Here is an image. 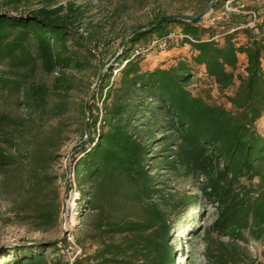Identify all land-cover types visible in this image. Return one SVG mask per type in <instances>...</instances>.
<instances>
[{"label":"trees","instance_id":"obj_1","mask_svg":"<svg viewBox=\"0 0 264 264\" xmlns=\"http://www.w3.org/2000/svg\"><path fill=\"white\" fill-rule=\"evenodd\" d=\"M241 1L168 0L164 9L152 0L147 28L125 42L133 30L126 32L114 51L119 37L93 43L79 28L86 12L72 2L44 0L18 12L25 0H13L15 11L0 10V96L27 111L0 110V189L13 216L36 232L59 228L66 173L55 167L72 143L85 141L69 157L94 249L73 264H177L175 225L199 196L217 205L203 232L204 261L264 264L244 246L264 243V21L225 8ZM207 5L229 19L159 23ZM177 27L188 38L171 42L167 62H148L159 50L136 55ZM39 72L57 76L50 85ZM67 72L102 77L81 98ZM160 169L194 180L199 194L179 197ZM51 249L58 243L15 247L0 264H51Z\"/></svg>","mask_w":264,"mask_h":264},{"label":"rangeland","instance_id":"obj_2","mask_svg":"<svg viewBox=\"0 0 264 264\" xmlns=\"http://www.w3.org/2000/svg\"><path fill=\"white\" fill-rule=\"evenodd\" d=\"M13 0H0V10L12 12L15 11L14 5L10 2ZM44 0H25V4L20 5L18 12H25L26 10L36 8ZM97 1V3H96ZM61 4L69 2L74 3L76 6L83 8L86 12L82 23L79 25L81 32L90 33L92 35L93 43L97 41L105 40V38H116L112 51L118 48L120 38L126 32H130L139 26L146 25L152 18L154 5L152 0H58ZM146 4V6H144ZM160 4L165 9L168 0H160ZM241 6H248L251 8L250 13L243 11ZM157 8V6H156ZM227 11L236 13H242L247 19L251 18L258 22L264 21V0H242L234 7H225ZM225 9V10H226ZM224 9L217 11L211 10L210 13L202 20L204 26L208 27L217 21L228 20L229 17ZM250 14V15H248ZM249 16V17H248ZM180 28L177 27L176 31L180 32ZM171 52H163L160 56L150 55L148 62L152 65L167 62ZM106 72V69L102 70V73ZM57 76H49L43 72L37 74L39 81L46 82L52 85L53 80ZM69 81H72L75 86H79V89L72 91V94H76L78 97L86 98V90L88 85L94 83L92 87L98 81L97 76H92L90 72L83 74H73L67 72ZM211 96L216 102L225 105V100L220 97L217 92H212ZM89 97H87L88 100ZM0 110L4 112H11L12 114H20V112H27L25 108L20 107L17 104V99L11 97L0 96ZM78 142V141H76ZM72 143L68 149L65 150L66 155L57 163L55 169L57 172L65 171L68 168L70 172H74V166L71 164L69 157L70 150L73 148ZM160 144V143H159ZM160 174H165V178H168L167 186L172 192H177L179 197L188 196L191 194H199L197 191V183L192 179L174 178L169 175L165 169L158 171ZM70 173V174H71ZM70 175L66 174V178L63 182L59 183L62 191V201L64 188ZM199 203L187 211H183L180 219L175 225V231L173 233L174 244L180 249L177 255V264H207L202 256L203 246V232L209 228L212 222L216 218V207L210 202L206 201L202 196L198 197ZM12 201L6 193H3L0 189V261L9 258V252L12 248L21 247L24 245L44 244L58 240L59 251L49 250V258L51 264H72L75 259L82 256L85 251H93L90 247V243L84 236L86 228V219L84 218V208L81 203L79 191L76 189L69 192V196L66 201L65 216L61 214V221L57 230H51L47 233L36 232L31 227L21 224L20 220L13 216L12 213ZM67 239L68 245L62 244L60 241ZM223 242L227 243L228 239L222 237ZM247 247L253 257L258 258L264 262V243L251 241L249 244H244ZM193 250L192 257H187ZM192 254V253H191ZM243 261L246 260L243 256ZM243 261L242 264L244 263Z\"/></svg>","mask_w":264,"mask_h":264},{"label":"water","instance_id":"obj_3","mask_svg":"<svg viewBox=\"0 0 264 264\" xmlns=\"http://www.w3.org/2000/svg\"><path fill=\"white\" fill-rule=\"evenodd\" d=\"M213 9V7L211 5H207L201 12L200 14H198L197 16H190L187 14H171V15H167L161 18V20L159 21V23H166V22H170V21H174V20H180V21H184V22H188V23H192V24H198L200 22H202V20L210 13V11ZM147 28V25H142L137 27L136 29H134L130 35L128 36V38L125 40V42L131 37L133 36L135 33L140 32L144 29ZM117 61V58L113 61V63H115ZM102 75L99 77L97 83L95 84L93 90H96L99 87L100 84V80H101ZM89 99L86 101V109L88 108V104H89ZM89 134V122L87 121L86 123V137H88ZM85 141H83L81 144L76 145L72 148V151H75L77 149H79L80 147H82L83 145H85ZM70 170L67 168L66 169V174L69 176L70 175ZM70 182L69 180H67L65 188H64V194H63V209L65 210L66 208V201L67 198L69 196V192H70ZM58 240L56 241H52L50 242V244H57Z\"/></svg>","mask_w":264,"mask_h":264},{"label":"built area","instance_id":"obj_4","mask_svg":"<svg viewBox=\"0 0 264 264\" xmlns=\"http://www.w3.org/2000/svg\"><path fill=\"white\" fill-rule=\"evenodd\" d=\"M96 3H97V1H96ZM186 37L187 36L181 34L180 32H176V33L170 34L167 38H164V39H154L148 47H140L136 51V55H144L145 56V55L149 54L153 50H159L161 53L167 52V51H169V47H170V44H171L172 41L180 40V39H183V38H186ZM69 179L73 183V188H71V191L76 190L77 188H76V185H75V182H74V179H75L74 172H72L70 174ZM62 213H63V217H64L65 216V214H64L65 211L62 212Z\"/></svg>","mask_w":264,"mask_h":264},{"label":"crops","instance_id":"obj_5","mask_svg":"<svg viewBox=\"0 0 264 264\" xmlns=\"http://www.w3.org/2000/svg\"><path fill=\"white\" fill-rule=\"evenodd\" d=\"M264 123V122H263Z\"/></svg>","mask_w":264,"mask_h":264}]
</instances>
